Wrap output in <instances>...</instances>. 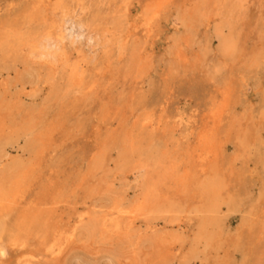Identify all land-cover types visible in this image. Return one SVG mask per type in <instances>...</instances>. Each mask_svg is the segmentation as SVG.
Wrapping results in <instances>:
<instances>
[{
  "label": "rangeland",
  "instance_id": "1",
  "mask_svg": "<svg viewBox=\"0 0 264 264\" xmlns=\"http://www.w3.org/2000/svg\"><path fill=\"white\" fill-rule=\"evenodd\" d=\"M34 1L0 0V190L34 165L26 201L59 200L67 240L31 264H264V0H170L150 25L154 0H61L71 22L49 58L28 41L57 42L61 10L34 14ZM217 111L205 177L186 122L197 134ZM217 201L219 212L201 208ZM19 211L0 212L7 233ZM7 238L0 264H16Z\"/></svg>",
  "mask_w": 264,
  "mask_h": 264
},
{
  "label": "bare ground",
  "instance_id": "2",
  "mask_svg": "<svg viewBox=\"0 0 264 264\" xmlns=\"http://www.w3.org/2000/svg\"><path fill=\"white\" fill-rule=\"evenodd\" d=\"M167 1L170 0H154V3L152 5V8L149 12H147V20L148 24L150 25L151 21L154 20L155 17L159 16V12L161 8L167 3ZM173 1V0H171ZM61 10V14L58 16V20L56 24L54 25L53 33L57 39V42L55 41H49L46 38H38V36H32L29 38V48L33 50V53L36 54V58H49L52 57L51 54V47L56 45L58 43L59 45H65V33L68 31L69 23L71 22L69 20V16L64 10V4L61 0H35L34 6L32 9V12L34 14H44L49 17H52L56 15L57 11ZM84 11V10H83ZM211 17L207 19L206 25L209 26L215 18H217L219 9L211 11ZM212 18V19H211ZM138 29L137 25H132V27L129 29V32H131V35H127V39H129L131 36L136 34V31ZM144 35L146 37H150L152 32L151 26H147L143 28ZM71 30V29H69ZM114 32L108 31V33H104V36L109 35V37ZM72 34L74 36L81 35V30L75 29L73 30ZM221 35V34H220ZM107 37V38H109ZM221 38V48L222 50H227L228 47V41L225 37ZM153 39V38H152ZM64 52V50L62 51ZM81 61V60H80ZM52 63V62H51ZM53 64V63H52ZM75 72V69L72 70V73ZM88 89L91 91L93 90V86L88 85ZM219 111L214 112V125L212 128L207 127L206 122L202 124L201 122V130L196 134L197 130V121L195 119H189L187 120L186 124L188 126L190 134L193 136L192 138H188L187 142L190 144L192 141L196 142V145L192 147L191 153L189 155L190 160V166L196 173L200 175H205V177H212L213 173L208 174L211 171L212 165L216 162L217 159V151L216 147L213 144L214 142V136L216 134V131L218 130L219 125V118H218ZM182 120V119H181ZM183 121H178V126L182 124ZM150 126L156 130L160 129L161 124L158 122L156 123H150ZM176 128V125H175ZM194 134V135H193ZM34 165L31 166L29 172L17 174L16 176L11 178V181L8 182L4 188L0 190V212L10 211V210H20L17 218H16V225H17V232L15 234H10L6 232L5 225L3 223H0V236H8L7 242H5L4 247H12L16 249L20 256L18 258V261L16 264H31L34 259L38 258L39 256H44L48 259H57L62 254V243L66 241L65 239L67 237L66 231L62 228L58 220L56 219V214L58 212V205L59 200L53 199V198H47L46 196H43L41 200L38 202L37 199L34 201H26V195L25 192V178L28 177L29 174H31L34 171ZM192 171L188 172L186 171V174L184 175L183 181L191 178L190 175ZM208 174V175H207ZM211 180V179H210ZM213 180V179H212ZM203 181H201L198 187L199 192L202 194L203 189L208 194H214L217 196V199L219 197V190L212 181L209 183H205V187L202 184ZM152 196H148V198L142 203L143 208L141 210H144V207H148L151 204ZM40 199V198H39ZM150 203V204H149ZM221 204L216 203L213 204H207L204 206H201V208L209 210V212H219L221 209ZM28 209V210H27ZM119 214H122L119 212ZM136 222L135 217L132 216V221L130 222V225H134ZM28 238H34L35 241L40 244L42 248H44V254L43 253H34V250L29 248ZM33 250V251H32ZM4 255V250L0 248V256L2 257Z\"/></svg>",
  "mask_w": 264,
  "mask_h": 264
}]
</instances>
